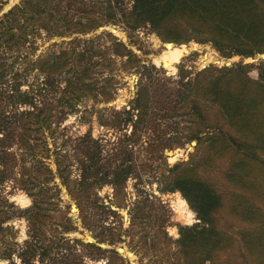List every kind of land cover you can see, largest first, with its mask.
Wrapping results in <instances>:
<instances>
[{
    "label": "trees",
    "instance_id": "trees-1",
    "mask_svg": "<svg viewBox=\"0 0 264 264\" xmlns=\"http://www.w3.org/2000/svg\"><path fill=\"white\" fill-rule=\"evenodd\" d=\"M8 1L0 0V14ZM72 2L65 5V0H21L19 5L0 18L1 106L4 101L16 111L23 106H33L32 110L22 111L19 116L11 119L22 123V132L11 133L7 131L9 129L0 127V167L7 165L10 157H14L17 152H22V162L33 161L35 167L37 165L43 167L37 169H41L40 175L26 180L24 174L22 180H19L22 190L33 199L32 207L22 209L6 197L0 198L1 239L4 238V233L14 230V227L8 224L14 217L25 219L29 225V240L24 242L26 248L19 257L24 264H32L35 250L41 242L38 236L42 235L46 220L49 218L46 210L42 208L46 197L40 201L36 192H33L36 187L41 192L47 191L49 183L58 176L76 202L83 226L91 230L92 224L84 204L89 200V190L92 189L94 182L99 179L106 184L125 185L131 169L130 166H121L113 171L114 177L111 179L108 177L110 169L106 167L107 171H104L106 173H102L103 169L99 165L100 156L96 153L86 158L78 179L74 181L69 165L61 161L62 155L56 149L57 171L54 173L50 165L45 163V160H50L51 155L48 143L42 139L45 129L51 127V110L46 105L36 107L31 94L22 92L21 86L15 88L12 85L11 93L1 87L9 83L7 64L1 58L3 51L30 49L38 36L44 34L48 36L50 32L59 37L66 34H87L110 24L113 22L111 20L116 18L111 5L109 7L111 12L107 16V19H111L103 20L99 17H83L89 13L87 11L77 13ZM107 2L119 6L122 0ZM95 4H100V1ZM133 12L131 20L135 27L149 24L164 41L177 45L193 40L205 44L212 43L221 52L229 50L230 58L234 56L253 58L264 53V0H136ZM96 13H99V10H96ZM98 39L99 42L100 38ZM97 44L96 40H91L84 45L85 49L80 50L77 43L71 53L68 51H62L57 55L51 53L50 56L32 63L34 67L40 68L51 84L57 82L55 77L62 76L64 70L71 67L75 70L76 67L79 68L78 75L65 79L66 86L60 98L62 105L68 103L72 110H75V107L71 103L77 104L87 97L97 98V92L105 95V101L112 100L111 94L107 92L111 82L107 80L105 87L96 88L95 79L91 78L89 73L90 68L84 65L89 54H92V60L95 56L108 54L111 61V54L114 53L113 55L117 57L127 58L128 63L137 65L138 68L141 66V59L125 43L112 39L108 46L102 47ZM236 67L233 70L211 65L199 73L198 79H189L179 90L178 96L181 103L186 106L187 115L195 118L197 128L192 133L191 140L197 141V151L202 149L201 151H207L209 156L214 155L208 158L213 160L214 165L220 164L229 154L234 153L231 163L234 168L229 176L232 184L229 195L219 193L209 180L200 175L208 163L202 160L195 161L193 156L190 162L169 167L167 175L164 176L165 183L160 192L164 195L181 192L186 201L192 207H196L200 220L198 225L192 227L174 226L181 236V241L184 242L183 264H232L226 261V257H231L229 253L237 244L244 249V257L249 264L256 262L264 264V217L260 210V204L264 203V161L258 157L259 152H264V69H258L259 80L255 81L250 77L255 68L253 65L240 64ZM154 71L158 73L159 70L154 66H147L139 72L152 80ZM19 78V73L13 75L15 80ZM162 83V80L154 84L151 82L146 92L137 94L129 109L115 112L113 120L106 122L105 126L112 125L119 131L132 127L138 131L139 128L143 129L149 125L151 117L154 118L158 113L160 98L166 100L168 98L167 90ZM161 86L165 93H161ZM173 109L176 110L175 107ZM141 125L143 127H140ZM13 140L17 148L15 153ZM41 149L46 151V157L38 159ZM257 167L262 172L259 175L254 172ZM24 170L27 174L32 172L27 167H24ZM41 176L44 177L43 180ZM5 180V173L0 171V184ZM186 201L182 199L184 207L188 206ZM185 211L189 216L190 211L187 208ZM224 211H228L230 216L242 222L251 224L246 232L240 233V241L218 227L217 216ZM253 218L254 220L259 218L260 221H254ZM63 221L62 225L56 227L60 229L58 235L62 239L59 240H64V244L68 246L71 245L69 243L71 240H67L65 234L75 233L78 228L68 215ZM32 238L37 239L35 245L31 242ZM100 241L106 242L105 239ZM76 242L84 249L90 250L93 256L96 252L101 257L113 255L112 258L108 257L105 264H113L112 259L123 262L116 252L103 250L94 243H84L80 240ZM114 243V240L109 241V244ZM52 248L53 246L43 247L39 256L41 263L46 262ZM15 255L13 248L8 249L2 261L16 264ZM70 264L88 263L80 256L79 260L76 259Z\"/></svg>",
    "mask_w": 264,
    "mask_h": 264
},
{
    "label": "rangeland",
    "instance_id": "rangeland-1",
    "mask_svg": "<svg viewBox=\"0 0 264 264\" xmlns=\"http://www.w3.org/2000/svg\"><path fill=\"white\" fill-rule=\"evenodd\" d=\"M70 1H73L75 5L73 9L77 13L82 11L89 13L88 16L83 17L110 20L111 18L107 19V16L111 12L109 10L111 5L116 18L111 20L113 22L110 24L87 34H66L59 37L50 32L48 36L46 34L38 36L30 49L3 51L1 58L7 64L9 83L1 87L11 93L12 85L15 88L21 86L22 92L31 94L36 107L46 105L51 110V127L45 129L42 139L48 143L51 155L50 160H45V163L50 165L54 173L57 171L56 149L62 155L61 161L69 165L74 181L78 179L86 158L96 153L100 156L99 165L103 169L102 173H106L104 171H107V167L110 169L108 177L111 179L114 177L113 171L119 167L130 166L131 169L127 174L125 185L106 184L99 179L94 182L92 189L89 190V200L84 204L92 224L91 230L83 226L79 208L58 176L49 183L47 191L41 192L36 187L33 192H36L39 200L42 201L43 197L48 199L45 198V205L42 208L46 210L45 213L49 218L46 220L42 235L38 236L41 242L35 250L32 264H70L76 259L79 260L80 256L88 264H105L108 257H113V255L101 257L97 252L93 256L90 250L78 245L77 240L94 243L103 250L116 252L123 262L112 259L113 264H183L184 242L181 241V236L174 226L192 227L198 225L200 220L196 207H192L181 192L165 195L160 192L165 183L164 176L167 175L169 167L190 162L193 156L195 161L202 160L208 163L200 175L209 180L219 193L229 195L232 187L229 176L234 168L231 166L234 153L229 154L220 164L214 165L213 160L208 159L214 155L209 156L207 151H201L202 149L197 151V141L191 140V135L197 128L194 123L195 118L187 115L186 106L181 103L178 96L179 90L189 79H198L199 73L211 65L233 70L240 64L253 65L255 68L250 77L258 81V69H264V53L257 54L253 58L244 57L245 60L242 61L243 56L230 58L229 50L221 52L212 43L205 44L193 40L177 45L164 41L149 24L139 27L132 24L136 0H122L119 6L110 4L107 0H65V5H69ZM98 1L100 4H95ZM20 2L21 0H9L0 18ZM96 10H99V13H96ZM98 38H100L99 42ZM112 39L125 43L142 62L138 68L137 65L128 63L127 58L117 57L113 55L114 53L111 54V61L108 54L95 56L93 60L92 54H89L84 65L90 68L89 73L91 78L95 79L96 88L105 87L107 80L111 82L107 88V92L112 96L110 102L105 101V95L97 92V98L87 97L77 104L71 103L75 107V110H72L68 103L62 105L60 98L66 86L65 79L78 75L79 68L76 67L77 72L72 67L64 70L62 76L55 77L57 82L51 84L40 68L32 64L50 56L51 53L56 55L62 51L71 53L77 43H79L77 47L81 50L91 40H96V44L98 42L97 45L103 47L110 45ZM184 46L190 47V53L182 54L175 63L158 65L155 61L164 53ZM147 66H154L159 70L158 73L154 71L152 80L139 72ZM16 73L20 74V78L15 80L13 75ZM159 80H162L161 85L167 90L168 98L167 100L160 98L158 113L154 118L151 117L149 125L147 124L143 129L139 128L138 131L132 127L119 131L112 125L105 126L106 122L113 120L115 112L129 109L138 93L146 92L151 82L154 84ZM164 88L161 86V93H165ZM5 103L6 101L1 106L0 102V127L9 129L7 131L11 133L22 132V123L11 119L19 116L22 111L32 110L33 106H23L16 111ZM43 140L42 147H44ZM14 141L13 153L17 150ZM42 157H46V151L43 149L40 150L38 159ZM258 157L264 161V152H259ZM22 158V152H17L14 157H10L7 165L0 167V171L6 176L5 182L0 184V198L4 196L22 209H28L33 206V199L22 190L19 180H22L24 174L26 180L40 175L43 167L41 165L35 167L33 161L22 162ZM33 166L35 169H32ZM24 167L31 169L32 172L25 173ZM39 168L41 169L37 170ZM254 172L259 175L261 170L259 171L257 167ZM43 179L44 177L41 178ZM182 199L187 202V207H184ZM260 205L264 217V203ZM185 208L190 211L189 216L185 213ZM66 215L72 218L78 228L75 233L65 234L64 237L71 240L69 242L71 245L68 246L64 244V240H59L62 239L58 235L60 229L56 227L62 225ZM217 218L218 227L237 241H240V233L246 232L251 225L230 216L228 211L219 213ZM254 221L260 219L255 218ZM8 224L12 225L14 230L4 233L3 239L0 236V264H8L2 259L11 248L14 253L16 252V264H24L19 257L26 248L24 242L29 240V225L20 217H14ZM261 225L262 223L259 224ZM101 239H105L106 242H101ZM111 240L115 243L109 244ZM36 241L37 239H31L33 245ZM45 246H53V248L50 251V259L48 257L46 262L41 263L39 256ZM244 253V249L237 244L229 253L231 257H226V261L232 264H249Z\"/></svg>",
    "mask_w": 264,
    "mask_h": 264
},
{
    "label": "bare ground",
    "instance_id": "bare-ground-1",
    "mask_svg": "<svg viewBox=\"0 0 264 264\" xmlns=\"http://www.w3.org/2000/svg\"><path fill=\"white\" fill-rule=\"evenodd\" d=\"M190 51H191V49H190L189 46H184V47H181V48H177L176 47L173 50H171L170 52L164 53L163 55L157 57L155 59V61L157 62L158 65L159 64L171 65V64L175 63L182 56V54L183 55H188L190 53ZM207 57L209 59V54L207 55ZM129 257H130V255H129Z\"/></svg>",
    "mask_w": 264,
    "mask_h": 264
},
{
    "label": "water",
    "instance_id": "water-1",
    "mask_svg": "<svg viewBox=\"0 0 264 264\" xmlns=\"http://www.w3.org/2000/svg\"><path fill=\"white\" fill-rule=\"evenodd\" d=\"M169 45H171V44H169ZM172 45H173V44H172ZM173 46H174V45H173ZM241 60H242V61H244V60H245V58H244V57H241Z\"/></svg>",
    "mask_w": 264,
    "mask_h": 264
}]
</instances>
